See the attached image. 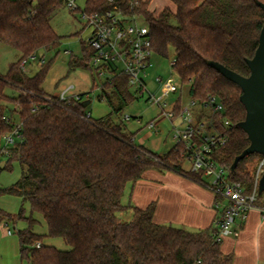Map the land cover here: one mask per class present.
Listing matches in <instances>:
<instances>
[{
	"label": "trees",
	"instance_id": "16d2710c",
	"mask_svg": "<svg viewBox=\"0 0 264 264\" xmlns=\"http://www.w3.org/2000/svg\"><path fill=\"white\" fill-rule=\"evenodd\" d=\"M256 1L264 4V0H172L175 12L166 8L155 16L149 2L142 0H86L84 10L87 14L118 10L125 17L142 19L150 29L154 54L167 57L169 50L174 51L172 66L191 100L204 104L209 96L220 98L225 111L211 119L226 133L227 142L214 150L213 158L229 181L241 184L246 194L253 193L257 169L253 162L262 156L246 157L231 172L235 158L250 145L238 127L246 117L242 91L207 62L250 75L246 60L254 57L264 24ZM66 2L0 0V43L21 55L6 74L0 72V137L16 129V118L23 135L8 150V163L0 167L1 174L17 161L21 177L13 186L0 188V194L18 196L31 205L28 218L23 210L14 216L0 209V224L29 222L18 233L21 258L30 264H233L234 256L225 255L218 240L217 221L225 212L221 198L215 199L216 209L222 207L214 225L197 232L156 224V203L145 209L122 204L128 184H136L150 170L175 171L204 183L202 173L183 169L187 159L182 157L181 146L158 155L137 145L123 122L111 117L85 121L83 102L46 101L42 86L49 66L42 64L34 76L22 70V61L37 56L38 51L60 47L62 38L52 27L51 17ZM83 50V58L74 60L71 67H89L94 51L85 44ZM7 87L17 95L8 96ZM101 88L100 99L108 102L113 115H120L136 100L123 74H116ZM35 106L39 111L32 113ZM226 120L231 123L229 130L223 127ZM263 196L257 194L260 205H264ZM127 209H132V218L123 221L118 214ZM35 214L42 216L47 235L33 232L38 223ZM46 237L61 238L71 249L47 246Z\"/></svg>",
	"mask_w": 264,
	"mask_h": 264
},
{
	"label": "rangeland",
	"instance_id": "374dc122",
	"mask_svg": "<svg viewBox=\"0 0 264 264\" xmlns=\"http://www.w3.org/2000/svg\"><path fill=\"white\" fill-rule=\"evenodd\" d=\"M78 11H71L67 2L51 17V25L55 32L62 38L61 45L58 49L51 51L40 50L37 53V60H29L26 65V73L30 76L36 75L41 70V60L45 61V65L49 66L48 73L43 83V90L48 96L58 97L66 88L74 87L71 95L86 94L90 96L91 103L86 108L87 113H91L93 120H107L111 117L115 122H123L126 125L127 132L134 135L137 145H140L150 152L163 155L170 151L175 145L174 139L175 127H183L181 122L175 120L173 122L159 118L161 110L147 101V97L136 99L132 103L126 105L120 115L112 114V109L105 99H100L102 92L101 86L105 83L109 74L98 76L96 67L91 62L89 67L72 66L73 61L79 62L84 56V44L91 37L92 30L86 26L85 21L81 18V13L85 10L86 0H78ZM150 10V9H149ZM152 13L158 16V10ZM139 26H145L142 19L137 21ZM21 55L18 51L7 47L0 43V72L6 74L10 65L17 62ZM174 62V51L169 50L168 56L164 57L154 54L152 57V67L148 70L146 84L150 92L158 98L162 103L166 104L165 110H171L177 100L182 97L183 102L187 104L191 97L188 88L185 87L175 72L172 63ZM161 78L163 84L171 83L177 87V92L168 93L162 90V85L156 79ZM6 94L10 97L16 96L17 91L12 87H7ZM13 105H11V108ZM126 117H130L126 121ZM137 120H140L139 122ZM159 121L157 128L149 130L146 126L151 121ZM16 126L21 123L16 118ZM17 142L19 139H16ZM14 143L7 145L4 137H0V167H4L9 156L5 154L6 150H11ZM9 154V151H8ZM262 157L256 158L253 164L258 166ZM256 164V165H255ZM192 164L186 161L183 169L187 172L191 169ZM255 167V168H256ZM21 177V167L17 161L11 162V170L3 171L0 174V188H8L16 184ZM205 183H210L211 179L204 177ZM206 186V185H205ZM133 184L129 183L123 195V205H129L130 194ZM264 198V196H263ZM0 209L12 215H18L23 210L24 215L28 218L31 215V205L29 202H23V199L15 195L0 194ZM132 210L127 209L123 213H119L118 217L123 221H129L132 218ZM34 218L38 223L34 225L33 232L40 235H47V226L41 215L35 214ZM29 222L20 220L16 222H7L0 224V264H30L27 259H22L20 254L19 231L29 227ZM182 228V226H176ZM11 232V234H9ZM43 243L52 246L59 251H69L71 248L61 238L46 237Z\"/></svg>",
	"mask_w": 264,
	"mask_h": 264
},
{
	"label": "built area",
	"instance_id": "2783aa9c",
	"mask_svg": "<svg viewBox=\"0 0 264 264\" xmlns=\"http://www.w3.org/2000/svg\"><path fill=\"white\" fill-rule=\"evenodd\" d=\"M67 6L72 11L78 8L74 1L67 0ZM81 18L86 26L92 30L87 45L94 51L92 63L96 67L98 76L109 74L105 82H111L116 74H123L128 78L132 94L136 99L147 97V101L157 106L161 112L159 118L173 122L178 120L183 127H175L174 139L176 145L184 150L182 157L192 164L190 172L202 173L203 177L211 179L205 183L206 187L225 202L224 215L217 221L220 230L218 240L224 237L236 236L235 226L246 220L249 212L258 210L264 215V205L257 202L259 182L264 174V156L255 172V186L252 194H246L244 187L239 183L230 182L227 172L214 160V150L227 142L226 133L222 132L211 116L224 113L225 108L218 96H209L204 104L190 100L187 104L180 97L171 110H165L166 104L156 98L148 89L146 78L148 70L152 67L154 55L153 43L148 25L139 26L138 17H125L120 11L113 10L104 14L81 13ZM37 56L22 61L21 68L26 72V65L29 60H37ZM42 59L40 64H44ZM156 81L162 85V90L168 93L177 92V87L171 83L163 84L161 78ZM74 87L66 88L58 97L48 96L46 101L53 103L76 100L84 102L90 100L88 93L71 95ZM102 92V88H100ZM39 111V107L32 108V113ZM210 117V118H209ZM82 118L92 122L91 113ZM126 121L130 117L125 118ZM138 122L140 120H137ZM159 121H151L146 128L154 130ZM226 130L231 128V123L226 120L223 123ZM23 138L21 124L16 129L4 136L7 145L17 144ZM16 139H19L18 142ZM135 141V139H133ZM8 155V150L5 151ZM11 234V232H9ZM40 247V245H37Z\"/></svg>",
	"mask_w": 264,
	"mask_h": 264
},
{
	"label": "crops",
	"instance_id": "0c3cea01",
	"mask_svg": "<svg viewBox=\"0 0 264 264\" xmlns=\"http://www.w3.org/2000/svg\"><path fill=\"white\" fill-rule=\"evenodd\" d=\"M71 1L79 8L78 0ZM142 1L149 2L150 11L158 10L157 14L166 8L176 11L172 0ZM215 199V195L204 184L180 173L150 170L133 185L127 206L145 209L156 203V224L182 226L180 229L197 232L212 227L216 222L222 206L216 209ZM235 230L236 236L222 239L221 251L234 256L233 264H264V215L252 210L246 220L236 224Z\"/></svg>",
	"mask_w": 264,
	"mask_h": 264
},
{
	"label": "water",
	"instance_id": "95a60500",
	"mask_svg": "<svg viewBox=\"0 0 264 264\" xmlns=\"http://www.w3.org/2000/svg\"><path fill=\"white\" fill-rule=\"evenodd\" d=\"M257 6L264 13V4L256 1ZM250 70V75L244 77L224 65L208 61L209 67L214 69L226 80L237 85L241 91L240 102L246 110L245 120L238 124L248 137L250 145L235 158L231 166V172H234L238 164L246 157L254 154L264 156V24L259 37V46L252 59L246 60ZM91 101L83 102L84 108L90 105ZM264 193V174L262 175L258 194Z\"/></svg>",
	"mask_w": 264,
	"mask_h": 264
}]
</instances>
